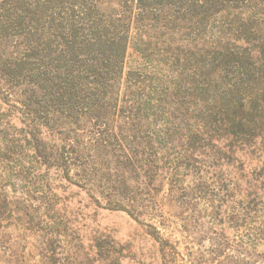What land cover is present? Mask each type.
Segmentation results:
<instances>
[{
    "label": "rangeland",
    "instance_id": "rangeland-1",
    "mask_svg": "<svg viewBox=\"0 0 264 264\" xmlns=\"http://www.w3.org/2000/svg\"><path fill=\"white\" fill-rule=\"evenodd\" d=\"M0 264H264V0H1Z\"/></svg>",
    "mask_w": 264,
    "mask_h": 264
},
{
    "label": "trees",
    "instance_id": "trees-1",
    "mask_svg": "<svg viewBox=\"0 0 264 264\" xmlns=\"http://www.w3.org/2000/svg\"><path fill=\"white\" fill-rule=\"evenodd\" d=\"M1 1V0H0Z\"/></svg>",
    "mask_w": 264,
    "mask_h": 264
}]
</instances>
